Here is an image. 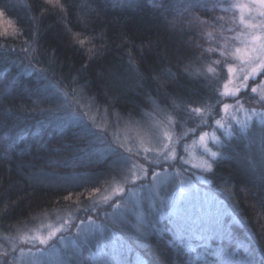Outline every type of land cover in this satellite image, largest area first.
Wrapping results in <instances>:
<instances>
[{"label":"trees","instance_id":"obj_1","mask_svg":"<svg viewBox=\"0 0 264 264\" xmlns=\"http://www.w3.org/2000/svg\"><path fill=\"white\" fill-rule=\"evenodd\" d=\"M220 1L0 0V249L39 219L67 213L72 228L88 219L104 227L90 242L74 237L81 264H130L135 255L143 264L264 262L261 129L255 123L236 127L214 147L216 159L223 157L213 165L214 176L199 172L213 180L202 185L207 209L189 198L167 201L155 213L145 209V225L158 221L167 225L163 232L138 236L127 210L118 216L122 222L109 225L107 216L123 205L128 184L110 200L99 197L125 179L132 156L120 138L130 126L157 122L179 148L213 127L221 107L232 102L221 95L229 64L215 63L224 60L217 34L232 26L221 13L228 2ZM189 2L197 7L189 10ZM178 61L186 78L168 90L164 103L148 84L151 69L163 62L174 74ZM238 99L264 110L248 90ZM197 107L199 113L192 111ZM141 161L147 174L178 164ZM185 209L193 220L211 212V224L178 229Z\"/></svg>","mask_w":264,"mask_h":264},{"label":"rangeland","instance_id":"obj_2","mask_svg":"<svg viewBox=\"0 0 264 264\" xmlns=\"http://www.w3.org/2000/svg\"><path fill=\"white\" fill-rule=\"evenodd\" d=\"M223 1L225 0H221L218 5L223 4ZM226 1L228 2L227 5L223 6L225 12L222 11L221 13L228 15V23L232 26L228 29H222V33L217 34V37H219L223 47L239 46L243 56L245 49L241 41H246L253 31H258V29H252L246 25L264 23V16L260 15L261 12H264V6L254 3L253 0ZM241 20L244 23H241ZM233 26L237 31L235 33L231 32ZM231 59L229 66L233 68V71L232 73L228 72V80L221 91V95L232 102L226 103L227 108L224 105L221 107L220 118L215 119L213 127L208 131H203L195 138H191L179 148L177 140L169 130L157 122H149L144 126H130L123 132L120 138V147L132 156L128 162L125 179H122V182L111 184L99 196L100 201L110 200L115 195L123 193L125 184L129 185L125 198H123V205L117 212L107 216V222L110 226L113 227V224L122 222L117 220L119 219L118 216L122 211L127 210L133 216L129 221L132 227L136 223L137 217L144 219L145 209L155 213L161 210L167 201L172 200L179 201L189 198L201 201L199 205L203 207L202 209L209 207L208 193L202 186L206 184L197 179V177L202 178L199 172H203L204 162L212 158L211 152H214V147L222 140L228 139L236 127L255 123V125H260V129H262V124H264L263 109L254 108L253 105L246 107L238 99L240 93L248 90L250 96L255 95L262 100L264 76H257L255 81L249 76L248 81L245 82L242 79L244 73L239 70L243 66L240 65L239 61L232 57ZM245 83L248 87H245ZM252 87H257L256 93L251 91ZM226 93H234V95H226ZM262 101L264 102V100ZM201 136H204L203 140H201ZM141 160L149 161L156 166L161 163L172 164L177 161V168L179 166L180 169L164 168L158 170L153 168L147 174V167L142 164ZM153 172L157 175H153ZM141 180L145 182L131 186ZM124 205L126 207L123 208ZM114 220L116 221L114 222ZM71 222L72 218L67 213L48 215L4 239L5 246L0 250L2 253L4 251H9L10 254L14 252L10 259L14 258L15 264H81L75 238L82 239L83 243H85L84 241L90 242L92 235L98 238V235L104 233V227L90 219L84 223H78L73 228ZM40 239H46L47 242L41 244ZM94 258H97L96 255ZM134 260L135 262L130 264H141L137 255L134 256ZM114 264L116 263L114 262Z\"/></svg>","mask_w":264,"mask_h":264},{"label":"snow or ice","instance_id":"obj_3","mask_svg":"<svg viewBox=\"0 0 264 264\" xmlns=\"http://www.w3.org/2000/svg\"><path fill=\"white\" fill-rule=\"evenodd\" d=\"M254 3H259L260 5L264 6V0H253ZM197 7V5L194 2H189L187 5V8L190 10L192 8ZM215 7V5H213ZM0 15H3L2 12H0ZM261 16H264V12L260 13ZM190 23H193V21H190ZM206 23V22H203ZM241 23H244L243 20H241ZM246 27H250L252 29H258V31H253L249 34V37L246 41H241V43L244 45V55H241V48L239 46L235 47V50H231L227 47H222L220 51V55L224 57L223 61H215V63H228L231 65V61L229 60V57H232L234 60L239 61L241 67L239 70L244 73L242 79L247 82L249 79V76L255 81L257 76H264V23L256 24L251 23L247 24ZM151 48V46H149ZM209 51H215L214 49H209ZM186 67L183 64V61L177 62V72L171 73L165 71V64L161 62L156 68L151 69V76L148 80V84L150 87H154L156 89V93L160 95L163 99L164 103H167L169 96L172 94L168 90L175 88L178 81L180 79L186 78L184 73L181 71L182 68ZM211 71V69H209ZM233 68L231 66L228 67V72L232 73ZM245 87H248V85L245 83ZM251 91L253 93L257 92V87H252ZM226 95H234V93H226ZM176 99H181L180 97H176ZM261 99L264 100V95L261 96ZM119 101L117 100V103ZM158 107V106H157ZM182 107V106H181ZM224 107L227 108L228 105L224 104ZM192 111L199 113L201 109L199 107L192 109ZM219 124V121H217ZM242 127H247V125H243ZM206 135V134H205ZM201 140L204 139V136L200 137ZM147 151V149H146ZM171 151V149H169ZM166 155V154H165ZM211 161H205L202 171L207 172L209 174H212L214 176V170L213 165L216 164L217 166L223 162V157H221L220 160H217V153L211 152ZM257 165H253V169H255ZM258 167L261 170L262 179H264V128L261 129V160L259 162ZM153 175H157L156 173H152ZM197 179H200L202 183L204 184H212L213 180L211 179H203L201 177H197ZM181 220L175 221L176 226L178 229H183L185 226L191 223H197L199 222L201 226L210 225L212 222V214L211 212H201L199 216L195 220L192 219V216L189 212V210L185 209L184 214ZM75 227V225H72ZM167 227V225H160L157 221L156 223H151L146 226L143 217H137V221L134 225H132V229H134L135 234L138 236L147 237L150 234V231L152 232H163L164 229ZM143 229V230H142ZM52 235H55V233H52ZM47 241L46 239H40L41 244H45ZM10 254L8 252L0 253V264H15V259H10ZM143 264V262H141ZM248 264H251V261L248 262ZM264 264V262H262Z\"/></svg>","mask_w":264,"mask_h":264}]
</instances>
